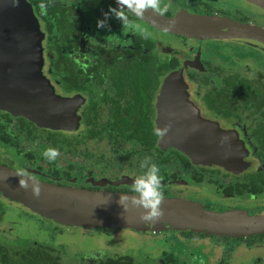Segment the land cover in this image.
<instances>
[{
	"label": "water",
	"instance_id": "95a60500",
	"mask_svg": "<svg viewBox=\"0 0 264 264\" xmlns=\"http://www.w3.org/2000/svg\"><path fill=\"white\" fill-rule=\"evenodd\" d=\"M117 6L116 0H108ZM264 9V0H248ZM136 17V16H135ZM139 20L155 29L197 40L250 39L264 45V28L227 18L159 16L148 11ZM43 32L31 5L19 0H0V111L21 117L37 128L73 132L79 127L76 113L84 103L79 94L60 95L43 73ZM180 69L169 71L161 80L154 101V125L170 124L168 135L157 138L161 150L181 152L193 166H217L232 174L246 170L248 151L233 128H222L217 121L203 118L189 99ZM15 171L0 165V193L8 199L40 212L61 224H76L90 230L120 227L136 230L191 231L221 237H250L264 233V217L228 218L206 212L190 202L177 207L163 204L164 215L154 223H144L140 212L117 203L119 195L85 193L40 182L42 192L34 198L30 189L19 187ZM103 179L102 183H109ZM123 184H132L125 178ZM117 184L115 182H110ZM111 199L108 200V197Z\"/></svg>",
	"mask_w": 264,
	"mask_h": 264
},
{
	"label": "trees",
	"instance_id": "16d2710c",
	"mask_svg": "<svg viewBox=\"0 0 264 264\" xmlns=\"http://www.w3.org/2000/svg\"><path fill=\"white\" fill-rule=\"evenodd\" d=\"M62 21L60 23H63ZM47 41L50 46L52 40L48 37ZM138 44L139 48L147 49L145 55L140 56L138 61L133 63L122 61L121 64L117 63L109 68L104 66L103 61H97L90 69L92 73L88 75L84 74L81 68L74 66L77 62L71 63L68 52L67 55L64 54L60 45L61 49L54 51V54H50L46 59L47 69L44 74L60 94L79 92L85 97L78 110L81 116L78 129L64 132L37 128L28 120L21 117L13 118L8 113L0 111V143L11 147L16 156L26 159L35 169L55 176H69L71 171L82 170L90 173L92 164L99 163V160L93 157L92 148L94 144L100 143L108 147L111 161L117 156L125 157L128 165L142 172L146 169H142L140 163L145 157H150L151 162L157 164L160 170L165 172L166 169H173V176L177 175L175 172L177 167L189 168L193 172L194 181H203L206 176L209 183L222 186L219 178L227 177L228 173L215 168L194 167L181 152L173 148L161 150L157 147L158 137L154 134L155 95L164 75L177 66L178 62L163 52L154 51L155 42L150 37L145 39L140 36ZM213 76L204 82H210L215 87H218L216 84H220V87L224 88L223 95L226 96L217 97L231 99V96H234L241 100L240 103L234 102L232 105L234 116L244 121L245 127L252 131V141L261 149L256 155L262 166L247 170L238 176L232 175L234 186L225 188L222 193H231L233 189V195H262L264 193L262 82L239 76L235 72H225L222 68L216 69ZM205 92L204 99L208 108L219 109L221 101L213 100L215 98L209 95L212 90L207 89ZM230 112L223 111V114L227 115ZM48 147L59 150L60 156L56 162L49 163L43 157L42 153ZM68 156L71 159L66 162ZM101 157L102 153L99 152L98 158ZM60 248L19 237L8 242L0 241V264H63L61 258L63 251ZM80 259L92 262L94 257L88 260L84 257ZM82 263L85 264L84 261ZM94 264L138 263H134L128 256L115 255L98 258Z\"/></svg>",
	"mask_w": 264,
	"mask_h": 264
},
{
	"label": "rangeland",
	"instance_id": "374dc122",
	"mask_svg": "<svg viewBox=\"0 0 264 264\" xmlns=\"http://www.w3.org/2000/svg\"><path fill=\"white\" fill-rule=\"evenodd\" d=\"M169 4L167 12L174 17L213 16L264 28V9L248 0H162V6ZM82 7L86 12L84 16L90 18L92 9L89 4L82 1ZM149 30V37L155 42L154 51L158 53L163 52L181 60L193 58L195 52H199V57L205 56L212 63L222 62L231 72L236 71L246 78L258 77L260 82H264V45L261 43L247 39L196 40L166 32L158 35L155 28ZM206 109L202 110L208 115ZM93 146V157L99 160L98 164L94 163L91 167L97 173L95 177L86 178V172L82 170L76 172V176L71 179L63 177L52 179L31 170L26 159L16 156L11 147L2 143L0 165L15 172L23 169L29 175L35 176L38 181L79 192L117 195L131 193L132 184L109 185L100 181L114 180L120 172H127L125 174L132 177L133 169L136 170L137 176L143 172L136 167L131 169L132 165H127L125 157L117 156L111 161L108 147L100 143ZM99 152L102 153L101 158H98ZM70 159L71 157L67 158ZM118 163L120 168L116 167ZM176 169L178 171L176 177L171 176L173 169H166L165 172L160 170L163 204L170 203L177 207L179 203H195L206 212L232 219L245 216L264 217V198L248 199L250 197L245 196L234 200L221 198L214 195L216 187L206 181V176L203 178L206 181L204 184L192 183L186 180L185 175H188L186 169L181 167ZM100 175L102 179L99 178ZM16 237L38 241L55 248L62 245L60 249L63 251L61 256L63 264H83L82 261L85 264H94L98 258L115 255L128 256L138 264H160L164 257L163 253L174 257L177 263L178 259L184 262L193 259L195 264H257L255 258H258L260 260L258 264H261L264 260L262 248L243 251L242 247L249 244L245 241L206 237L177 230L153 234L149 229L136 230L125 227L115 229L100 226L87 230L76 224H61L0 193V241L8 242ZM82 257L86 260L94 257L93 263L85 262L80 259Z\"/></svg>",
	"mask_w": 264,
	"mask_h": 264
},
{
	"label": "flooded vegetation",
	"instance_id": "af4514ba",
	"mask_svg": "<svg viewBox=\"0 0 264 264\" xmlns=\"http://www.w3.org/2000/svg\"><path fill=\"white\" fill-rule=\"evenodd\" d=\"M26 1L31 5L32 11L34 15L36 16V18L38 19L40 29L44 35L43 40H42L43 58H44L43 73H45L47 69L46 59L49 57L50 54H54V51L60 50L61 48H62V51H64V54L66 53L67 55V52H68L71 63L77 62L74 64V66L76 68H81L83 73L86 75L92 73V70L90 69L92 65L97 63V61L98 62L103 61L104 66L109 68L114 64H117V63L121 64L122 61L130 62V63L138 61L140 56L145 55V52L147 51V49H142L141 47L139 48L138 38L142 36L141 30H146L147 32H149L150 31L149 28H151V26L139 20L137 17L133 16L130 13L128 14V15H131V17L128 16L129 21L131 22L129 25L124 26L121 24V22L118 19L110 16L107 21L109 24L108 28H97L96 26L97 20L103 19L104 13H107L110 8L116 7L112 2L108 0H92L94 3H91L90 0H26ZM82 1H86V3L89 4L90 9H92L91 17L93 18L91 17L86 18L84 16V13L86 12L83 11L82 9L83 8ZM41 4H46L48 6L46 9H42L40 6ZM41 14H44V15L46 14V15L41 16ZM164 15L172 16L168 12H166V14ZM63 16H64V20H63ZM61 21L63 23H60ZM137 25L139 26L138 28L136 27ZM61 30L63 31V33ZM51 32L54 33L55 35H53ZM162 32L164 31L158 30V32H155V33L158 35H161ZM66 36H67V39H66ZM175 36H179V35H175ZM48 37L50 40H52V44L50 46H48V41H47ZM179 37H182V36H179ZM147 39H149V36ZM233 39H241V38H233ZM207 40H212V39H206L205 41ZM247 40H250V39H247ZM60 45L62 46L61 48H60ZM167 56L175 58L178 62L177 66H175L170 71L177 70L185 66L184 71L182 72V77L185 83L187 84V92L189 94V99L198 108L199 114L203 118L217 121L219 123V126L222 128L235 129L238 134L239 139L243 141L244 146L248 151V154L244 159L250 162V165L246 170L236 175L230 172H227L217 166H211V167L194 166V167L215 168V169H219L222 172H226L229 174L227 177L220 176L221 177L219 178L220 181L219 180L218 181L221 183L222 186H219L217 183H209L210 185H214L216 187V190L214 191L215 196H220L221 198L231 199V200H234L236 198L239 199V197L244 198V196L245 198L250 197L248 199L264 198V193L262 195L251 194L250 196L249 195H241V196L233 195L232 194L233 189L231 193H222V191L225 188H229V187L232 188L234 186L232 175L238 176L247 170L257 169V167L262 166V163L260 162V160L258 159L256 155L257 152L260 151L261 149L254 141H252V138H253L252 131L248 130L245 127L244 121L242 119L239 120L238 116L237 117L234 116V113L232 111L233 103L234 102L240 103L241 100L238 97H234V96H231V99L217 97V96H226V95H223V92L225 91L224 88L220 87V84H216L218 87H215V86H212L210 82H204V80L214 77L213 75L215 74L216 69L222 68L225 70V72L226 71L231 72L229 67L219 61H215L212 63L205 56L199 57V52H195L193 58L187 57L181 60L171 55H167ZM234 72L237 73L236 71ZM237 74L239 76L241 75L239 73ZM253 79L255 78L253 77ZM256 80H260V79L256 77ZM53 86L56 91L55 85ZM262 87L264 88V82H262ZM207 89L212 90V92L209 93V95H212L213 96L212 98H215L213 100L221 101L219 105V109H217L216 107L208 108V104L204 99L205 94H206L205 91ZM74 94H79L81 97H83L85 101V97L83 96L82 93H79V92H73V93L63 94V95L72 96ZM216 99H220V100H216ZM203 108H207L206 111L208 115H206L205 111L202 110ZM78 110L76 113L80 116ZM229 110L231 111L229 114L227 115L223 114V111H229ZM154 114H155V111H154ZM13 118H16V117H13ZM80 120H81V116H80ZM64 132H68V131H64ZM68 157H66V160H65L66 162L69 161L67 160ZM116 167L120 168V164L116 165ZM130 167L131 169L135 168L134 166H130ZM30 169L31 170L33 169L35 172L40 173L42 175H46L52 179H58L61 177H63L64 179H71L74 176H76L75 173L78 172V171H75V172L71 171L69 176H66V175H58V176L56 175L55 176L52 174L39 171L32 166H30ZM183 169L187 170L188 175H185L187 181L192 182V183H201V184H204V182L206 181L208 182V179L206 181L203 180L200 182L194 181L192 170H190L189 168H183ZM133 170L134 172L132 171L133 173L131 175L132 177L125 174L127 172H124V173L120 172L117 174L119 175L117 178H115L114 180L105 179L109 183H103V184L114 185L110 182L117 183L115 185L123 184L124 182L122 181H124L125 178H128L129 181H132L137 176L136 170L135 169ZM85 172H86V178L90 176L95 177V174H97L92 169L90 173L87 171ZM175 172L177 174L178 172L177 169L175 170ZM173 177H176V176H173ZM99 178L102 179L103 177L100 175ZM168 231H171V230H168ZM159 232L160 231H156V232L151 231V233L153 234H156V233L158 234ZM179 232H191V231H179ZM192 233L197 234V235H203L206 237L207 236L208 237H221V236H216V235L203 234L199 232H192ZM221 238L248 242L249 244L248 246H246L247 248L242 247L243 251L249 250V249L253 250V248L264 249V233H260V234L253 235L250 237H236V238L221 237ZM160 261H161L160 264H165L166 262L167 264H195V260L193 259L188 262H184L183 260L178 259V263H177L174 257L167 255V254L166 255L164 254V257ZM255 261L258 264L260 260H258V258H255ZM261 264H264V260Z\"/></svg>",
	"mask_w": 264,
	"mask_h": 264
},
{
	"label": "clouds",
	"instance_id": "9594fccd",
	"mask_svg": "<svg viewBox=\"0 0 264 264\" xmlns=\"http://www.w3.org/2000/svg\"><path fill=\"white\" fill-rule=\"evenodd\" d=\"M117 6L110 8L107 13H104L103 19L97 20V28H108V19L110 16L118 19L122 25H129L128 14L143 18L146 12L151 11L156 15L163 16L170 7L169 5L162 6V0H116ZM13 7L18 6L19 0H11ZM42 9H46L48 5L41 4ZM139 27L138 25L136 26ZM141 35L146 39L150 35L146 30H141ZM165 76V75H164ZM171 129L170 124L157 126L154 129V134L158 138H165ZM43 157L49 162H56L60 156L58 149L48 147L42 153ZM142 169H146L143 174L138 175L132 182L131 193L119 194L117 203L120 204L123 210L128 207L135 208L140 212V219L144 223L154 224L158 222L164 215L163 203L164 194L162 190V176L160 168L157 164L151 162L150 157L140 163ZM18 178L19 187L31 191L34 198L41 196L42 188L40 182L35 176L29 175L23 169L14 173ZM111 196L108 197V200ZM152 231V230H151Z\"/></svg>",
	"mask_w": 264,
	"mask_h": 264
},
{
	"label": "built area",
	"instance_id": "2783aa9c",
	"mask_svg": "<svg viewBox=\"0 0 264 264\" xmlns=\"http://www.w3.org/2000/svg\"><path fill=\"white\" fill-rule=\"evenodd\" d=\"M152 232H155L154 230H152Z\"/></svg>",
	"mask_w": 264,
	"mask_h": 264
},
{
	"label": "bare ground",
	"instance_id": "6f19581e",
	"mask_svg": "<svg viewBox=\"0 0 264 264\" xmlns=\"http://www.w3.org/2000/svg\"><path fill=\"white\" fill-rule=\"evenodd\" d=\"M151 28H152V26H151Z\"/></svg>",
	"mask_w": 264,
	"mask_h": 264
}]
</instances>
